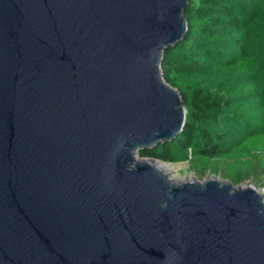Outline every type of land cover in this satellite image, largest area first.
I'll return each instance as SVG.
<instances>
[{
	"label": "water",
	"instance_id": "95a60500",
	"mask_svg": "<svg viewBox=\"0 0 264 264\" xmlns=\"http://www.w3.org/2000/svg\"><path fill=\"white\" fill-rule=\"evenodd\" d=\"M187 2L0 0V264H264L254 182L139 155L184 126Z\"/></svg>",
	"mask_w": 264,
	"mask_h": 264
},
{
	"label": "trees",
	"instance_id": "16d2710c",
	"mask_svg": "<svg viewBox=\"0 0 264 264\" xmlns=\"http://www.w3.org/2000/svg\"><path fill=\"white\" fill-rule=\"evenodd\" d=\"M183 14L185 35L160 68L181 95L184 126L139 155L264 188V0H188Z\"/></svg>",
	"mask_w": 264,
	"mask_h": 264
},
{
	"label": "rangeland",
	"instance_id": "374dc122",
	"mask_svg": "<svg viewBox=\"0 0 264 264\" xmlns=\"http://www.w3.org/2000/svg\"><path fill=\"white\" fill-rule=\"evenodd\" d=\"M169 163V170L172 171V174H171V177L172 178H178V179H183L185 177H196L197 178V175L196 173L190 168L188 162H176V163H173V162H167ZM209 173H207L206 175H208ZM210 175H213V174H210ZM219 177V176H218ZM205 178V177H204ZM221 178V177H219ZM203 179V178H202ZM200 179V180H202ZM247 182V181H246ZM248 182H253L251 180H248ZM245 183V182H244ZM259 189H261L264 193V188H261L259 186H257Z\"/></svg>",
	"mask_w": 264,
	"mask_h": 264
},
{
	"label": "bare ground",
	"instance_id": "6f19581e",
	"mask_svg": "<svg viewBox=\"0 0 264 264\" xmlns=\"http://www.w3.org/2000/svg\"><path fill=\"white\" fill-rule=\"evenodd\" d=\"M168 169V168H167Z\"/></svg>",
	"mask_w": 264,
	"mask_h": 264
}]
</instances>
